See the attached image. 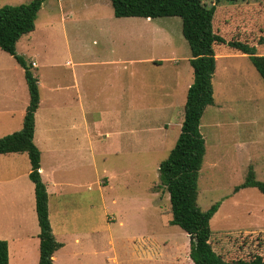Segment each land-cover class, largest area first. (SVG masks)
Here are the masks:
<instances>
[{
	"label": "rangeland",
	"instance_id": "rangeland-1",
	"mask_svg": "<svg viewBox=\"0 0 264 264\" xmlns=\"http://www.w3.org/2000/svg\"><path fill=\"white\" fill-rule=\"evenodd\" d=\"M29 1L0 0V7ZM226 20L264 54V0H221L218 28ZM17 53L39 77L35 142L54 235L69 240L54 264H194L189 234L170 223L159 170L178 141L194 80L182 18L117 17L114 0H47ZM213 86L215 104L201 119L199 206L221 202L211 220L218 253L264 256V193L235 191L251 165L264 181V80L246 54L225 45ZM29 101L25 69L0 47V137L22 128ZM30 167L26 152L0 154V239L10 241L11 264H35L39 251L33 240L13 241L18 226L40 231Z\"/></svg>",
	"mask_w": 264,
	"mask_h": 264
},
{
	"label": "trees",
	"instance_id": "trees-1",
	"mask_svg": "<svg viewBox=\"0 0 264 264\" xmlns=\"http://www.w3.org/2000/svg\"><path fill=\"white\" fill-rule=\"evenodd\" d=\"M46 1L30 0L28 3L0 7V47L14 56L25 69L30 93L23 126L0 137V154L26 152L29 156V177L35 184L36 211L41 228L39 264H53L55 252L64 244L56 239L53 232L49 193L40 172L42 151L35 142L36 113L41 102L39 77L24 57L17 53V44L23 35L36 29L39 11ZM220 2L217 0L209 6L203 0H114V13L117 17L151 19L180 16L183 21V35L192 52L190 64L194 70V81L188 89L178 141L160 164L159 170L160 185L170 195V223L180 226L189 234L191 260L194 264H264V256L258 253L235 259H226L218 253L211 242V220L221 202L214 203L206 210L198 202L199 176L207 151L206 139L201 132V119L206 108L215 104L213 77L220 49L227 45L234 53L246 54L264 80V54H259L258 45L235 36L232 33L233 22L226 20L225 26L218 28L216 16ZM226 9L231 13V8ZM260 44H264V39ZM247 187H257L264 193V181L257 179L253 165L249 167L245 181L237 185L235 191ZM0 264H10L9 242L3 239H0Z\"/></svg>",
	"mask_w": 264,
	"mask_h": 264
},
{
	"label": "crops",
	"instance_id": "crops-1",
	"mask_svg": "<svg viewBox=\"0 0 264 264\" xmlns=\"http://www.w3.org/2000/svg\"><path fill=\"white\" fill-rule=\"evenodd\" d=\"M148 19H150V18H148ZM217 56H219V54L217 55ZM192 57V56H191ZM190 57V58H191ZM190 58H189V62H190ZM194 81V80H193ZM193 83V82H192ZM191 83V81H189V82H187V86H186V88L188 87V89H189V87H190V85L192 84ZM188 89H187V91H188ZM184 118V117H183ZM36 133V132H35ZM257 138V137H256ZM258 139V138H257ZM254 143H257V140H254ZM247 144H248V141H246L245 143H241L240 145L241 146H244V148L247 146ZM249 144H253L252 142L251 143H249ZM207 152V151H206ZM42 154H43V152H42ZM30 171H31V167H30ZM30 171H29V173H30ZM40 172H41V175H43L42 177H44V172H45V168H44V166H43V164L41 163V169H40ZM45 179V178H44ZM43 179V180H44ZM248 188V187H247ZM48 189V188H47ZM244 189V188H243ZM35 199H36V197H35ZM49 200H50V198H49ZM143 206V205H142ZM49 210H50V220H51V209H50V205H49ZM123 223H124V221H120V224L121 225H123ZM51 224H52V222H51ZM52 228H53V226H52ZM40 231H41V228H40ZM40 231H38V230H36V227H35V229H34V232L32 233L31 231H28V230H26V229H22L21 228V226H18L17 228H16V232H17V235H16V237H14L13 238V241H15V242H18V243H20V244H25V243H28V245L30 244V242H31V240H33V242H34V245L37 243V244H39V251L36 253V263L35 264H37V262H38V264H39V260H40V256H39V253H40V237H39V233H40ZM67 235H69L67 232H66V230H65V232H62V234H61V236H67ZM36 237H38L39 238V243L36 241V239H38V238H36ZM142 237V236H141ZM66 238H68V237H64V239L62 238V239H60V242H62L64 245H63V247H61L58 251H56L55 252V255H56V253L57 252H59L60 250H67L68 249V244H69V240L68 239H66ZM142 239V241H143V239H146V237L145 238H141ZM155 239V238H154ZM151 241H152V238L150 239ZM78 241H79V238H77L76 239V242L78 243ZM147 241H148V239H147ZM8 242H9V253H10V262H11V260H12V247H11V244H10V241L8 240ZM153 242H155L156 243V241H153ZM25 255H26V250L23 248V246L22 247H19V248H17V250L15 251V256L17 257V260L19 261V262H23L24 260H25ZM55 255H54V257H53V259H54V261H55ZM158 255H160V254H158ZM11 264V263H10ZM54 264V263H53Z\"/></svg>",
	"mask_w": 264,
	"mask_h": 264
}]
</instances>
